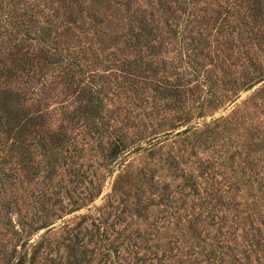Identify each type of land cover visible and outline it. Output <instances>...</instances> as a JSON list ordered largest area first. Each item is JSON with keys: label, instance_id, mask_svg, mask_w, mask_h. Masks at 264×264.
Returning a JSON list of instances; mask_svg holds the SVG:
<instances>
[{"label": "rangeland", "instance_id": "obj_1", "mask_svg": "<svg viewBox=\"0 0 264 264\" xmlns=\"http://www.w3.org/2000/svg\"><path fill=\"white\" fill-rule=\"evenodd\" d=\"M19 261L264 264V0H0Z\"/></svg>", "mask_w": 264, "mask_h": 264}, {"label": "trees", "instance_id": "obj_2", "mask_svg": "<svg viewBox=\"0 0 264 264\" xmlns=\"http://www.w3.org/2000/svg\"><path fill=\"white\" fill-rule=\"evenodd\" d=\"M118 155H119V150H118V148H117V150H114V151H113L112 156L115 158V157H117ZM21 261H22V260H21ZM21 261H19L17 264H22Z\"/></svg>", "mask_w": 264, "mask_h": 264}]
</instances>
